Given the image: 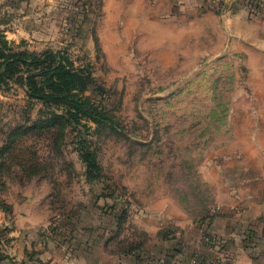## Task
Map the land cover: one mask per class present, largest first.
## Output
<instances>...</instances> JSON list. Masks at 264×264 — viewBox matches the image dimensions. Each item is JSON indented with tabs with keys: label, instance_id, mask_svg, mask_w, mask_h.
Masks as SVG:
<instances>
[{
	"label": "rangeland",
	"instance_id": "1",
	"mask_svg": "<svg viewBox=\"0 0 264 264\" xmlns=\"http://www.w3.org/2000/svg\"><path fill=\"white\" fill-rule=\"evenodd\" d=\"M2 32L70 61L84 108L0 90V264L39 263L49 238L67 256L112 218L111 252L230 264L237 231L264 264V0H0Z\"/></svg>",
	"mask_w": 264,
	"mask_h": 264
},
{
	"label": "trees",
	"instance_id": "2",
	"mask_svg": "<svg viewBox=\"0 0 264 264\" xmlns=\"http://www.w3.org/2000/svg\"><path fill=\"white\" fill-rule=\"evenodd\" d=\"M57 50L49 48L29 51L0 35V90L22 88L28 105L40 104L60 109L61 115L75 116L84 108V101L76 98L77 73L70 61ZM55 118L63 116L52 114ZM92 158L86 156V161ZM90 167V164L88 163ZM32 264H35L34 262Z\"/></svg>",
	"mask_w": 264,
	"mask_h": 264
},
{
	"label": "crops",
	"instance_id": "3",
	"mask_svg": "<svg viewBox=\"0 0 264 264\" xmlns=\"http://www.w3.org/2000/svg\"><path fill=\"white\" fill-rule=\"evenodd\" d=\"M245 20V16L243 13L236 14L227 19L231 25L238 23V21ZM115 217V216H114ZM156 219V224H155ZM48 221L37 222L33 221L30 224L31 228L29 229L32 233L37 230L36 226H44ZM160 221V213L159 211H151V213L147 216H140L137 220L138 224L149 231L150 233H154L159 228ZM16 229L18 226L19 219L16 221ZM111 224L108 226L106 231L109 233V229H115L117 227V219L112 218ZM156 226V227H155ZM243 228L239 230V232L243 233L244 231H248L250 227L248 225H242ZM28 228V226H26ZM237 232V231H235ZM233 231L234 238L228 242V247L232 250V261L230 264H257L255 263V258L253 254V244L249 239H245L244 235L236 236ZM249 232V231H248ZM93 235L88 234L86 236L74 235L72 237L74 240H78V246L76 247V251H69V254L65 256V245L64 242L57 241L53 238L47 239L48 249L43 248L40 254V262L35 264H187V258L185 254L182 252H170L166 250L165 247L172 248L175 246L173 243H168L163 245L159 243L158 251L155 252V256H150L152 259L145 260L144 254H146L147 258L150 253L149 246L147 245L144 249H137L136 251H109L107 248H111V240L108 239L110 235ZM34 240V245L36 246L41 244L38 236L31 237ZM97 241H99L97 243ZM32 244V243H31ZM80 244V245H79ZM173 244V245H172ZM32 246V245H30ZM42 247V246H40ZM155 248V246H152ZM84 248V249H82ZM176 250V248H175ZM149 252V253H148ZM186 261V262H185Z\"/></svg>",
	"mask_w": 264,
	"mask_h": 264
}]
</instances>
